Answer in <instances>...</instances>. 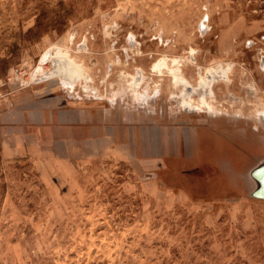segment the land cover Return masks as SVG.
<instances>
[{
  "label": "rangeland",
  "instance_id": "obj_1",
  "mask_svg": "<svg viewBox=\"0 0 264 264\" xmlns=\"http://www.w3.org/2000/svg\"><path fill=\"white\" fill-rule=\"evenodd\" d=\"M262 50L264 0H0V79L66 87L62 53L162 137L149 161H0V264H264Z\"/></svg>",
  "mask_w": 264,
  "mask_h": 264
},
{
  "label": "crops",
  "instance_id": "obj_2",
  "mask_svg": "<svg viewBox=\"0 0 264 264\" xmlns=\"http://www.w3.org/2000/svg\"><path fill=\"white\" fill-rule=\"evenodd\" d=\"M62 83L66 87L16 88L7 98L0 114L1 162L30 158L69 166L108 155L131 162L154 157L156 140L162 137L149 110L124 100L95 99L84 90L75 92L76 82ZM134 95L149 104L148 92Z\"/></svg>",
  "mask_w": 264,
  "mask_h": 264
},
{
  "label": "water",
  "instance_id": "obj_3",
  "mask_svg": "<svg viewBox=\"0 0 264 264\" xmlns=\"http://www.w3.org/2000/svg\"><path fill=\"white\" fill-rule=\"evenodd\" d=\"M52 61L55 62V64H56L55 67H57L58 64H60V63L61 64L63 63V67L66 64V60H64V62H63V61H57L56 59H53L52 58ZM63 67H59L58 66V69L59 68H62L63 69ZM54 74H55V72H54ZM56 74H57V71H56ZM49 75H51V72L46 73V75H44L42 79L41 78H39V79L38 78H35V80H33V82L36 81L34 83H38V81H43V79L45 77L49 76ZM30 84H32V83H30ZM250 177H251L252 181L255 184L254 190L251 192L252 198L257 199V200L264 201V160L260 161L252 169V171L250 173Z\"/></svg>",
  "mask_w": 264,
  "mask_h": 264
},
{
  "label": "bare ground",
  "instance_id": "obj_4",
  "mask_svg": "<svg viewBox=\"0 0 264 264\" xmlns=\"http://www.w3.org/2000/svg\"><path fill=\"white\" fill-rule=\"evenodd\" d=\"M46 56H48L47 54H45ZM60 56V57H59ZM51 58V57H50ZM52 58L53 59H56L57 61H63L64 62V60H66V64L64 65V67H63V69L62 68H59V70L58 71H60L59 73H60V75L61 76H63V79L65 80V81H67V83L70 81V80H72V79H70V78H72V77H74V76H72L71 77V75H78V70L75 68V67H71V62H70V60L68 59L67 60V58L65 57V55L64 54H62V53H59V54H57V55H52ZM52 58H51V61H52ZM41 63H43L42 61H41ZM41 65V64H40ZM73 66V65H72ZM40 68H42V67H40ZM41 70V69H40ZM57 71V70H56ZM56 71H55V73H56ZM39 73H41V74H45V73H47V72H45L44 70L42 71H40ZM175 78H176V76H175ZM76 80L77 79H80L79 77L78 78H75ZM76 80H75V82H76ZM177 81V80H176ZM74 83H70L69 85H73ZM136 87H133V89L132 90H134ZM203 100V103L204 102H206L204 99H202ZM189 107L190 108H193V109H195V108H197V106H195V105H189ZM207 109H209V110H211L212 111V108H211V106H207ZM251 171H252V169L249 171V175H250V173H251ZM254 187H255V184H254V182H253V188H252V191L254 190ZM251 191V192H252Z\"/></svg>",
  "mask_w": 264,
  "mask_h": 264
},
{
  "label": "built area",
  "instance_id": "obj_5",
  "mask_svg": "<svg viewBox=\"0 0 264 264\" xmlns=\"http://www.w3.org/2000/svg\"><path fill=\"white\" fill-rule=\"evenodd\" d=\"M12 83V78L8 77L6 80L0 79V114L6 108V100L10 97L16 90L12 88L10 84ZM8 86L5 88V86Z\"/></svg>",
  "mask_w": 264,
  "mask_h": 264
},
{
  "label": "trees",
  "instance_id": "obj_6",
  "mask_svg": "<svg viewBox=\"0 0 264 264\" xmlns=\"http://www.w3.org/2000/svg\"><path fill=\"white\" fill-rule=\"evenodd\" d=\"M44 17L39 16L36 19L35 25L31 28H29V30L26 32V36H32L33 38H38L40 36V34L42 33V31H46L47 25L44 24L43 22Z\"/></svg>",
  "mask_w": 264,
  "mask_h": 264
},
{
  "label": "flooded vegetation",
  "instance_id": "obj_7",
  "mask_svg": "<svg viewBox=\"0 0 264 264\" xmlns=\"http://www.w3.org/2000/svg\"><path fill=\"white\" fill-rule=\"evenodd\" d=\"M262 51H263V50H262ZM263 52H264V51H263ZM261 59H262V60H261L260 62H261V63L263 64V66H264V56H263ZM197 108H198V107H197ZM190 109L195 110L196 108H195V109L190 108ZM256 165H257V164H256ZM256 165H255V166H256ZM255 166H254V167H255ZM254 167H253V168H254ZM253 168H251V169H253ZM249 176H250V175H249ZM250 178H251V177H250Z\"/></svg>",
  "mask_w": 264,
  "mask_h": 264
}]
</instances>
